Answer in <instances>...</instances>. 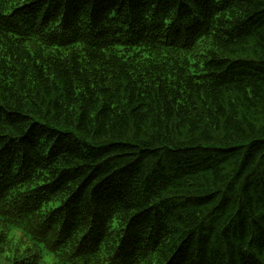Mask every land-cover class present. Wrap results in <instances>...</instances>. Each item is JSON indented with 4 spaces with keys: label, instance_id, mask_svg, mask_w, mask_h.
Segmentation results:
<instances>
[{
    "label": "trees",
    "instance_id": "trees-1",
    "mask_svg": "<svg viewBox=\"0 0 264 264\" xmlns=\"http://www.w3.org/2000/svg\"><path fill=\"white\" fill-rule=\"evenodd\" d=\"M0 264H264V0H0Z\"/></svg>",
    "mask_w": 264,
    "mask_h": 264
}]
</instances>
